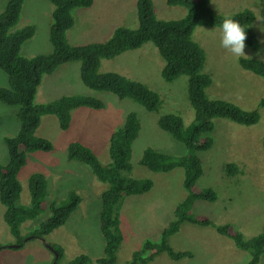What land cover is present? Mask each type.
<instances>
[{
    "label": "rangeland",
    "instance_id": "obj_1",
    "mask_svg": "<svg viewBox=\"0 0 264 264\" xmlns=\"http://www.w3.org/2000/svg\"><path fill=\"white\" fill-rule=\"evenodd\" d=\"M7 1L0 0V13ZM92 1L89 8L72 10L74 25L67 33L70 45L104 42L117 27L137 26L136 0ZM151 1L155 15L160 20H176L186 14L184 6L171 7L164 0ZM210 7L223 16L243 9L251 10L255 19L257 15L264 16V0H212ZM51 11L52 6L47 0H24L16 27L32 24L35 34L22 46L23 57L50 51L48 29ZM252 30L258 41V49L254 51L245 47L248 57L243 58L264 62V25L255 20ZM193 40L205 52L204 72L212 81L207 89L209 96L224 100L226 97L241 109H254L259 99L264 98V81L242 70L237 63L238 58L221 47L218 29L197 27ZM162 65L156 48L150 43L113 59L101 60L99 65L100 73L120 74L156 92L163 101L159 113L146 112L141 105L129 99L119 100L111 93L86 92L78 80L77 63L59 67L43 80L38 89L37 102L77 93L91 95L104 103L102 110L82 108L74 111L71 126L66 132L59 130L54 116L42 117L36 136L51 142L53 151L29 156L26 165L18 173L22 187L20 201L16 204L18 206L27 205V177L36 172L47 179L48 203L63 199L71 189L81 199L65 224L43 238L44 243L55 244V248L62 250V258L56 264H67L80 255L89 257L91 264H96L95 260L103 256L104 248L98 228V215L99 194L106 186L85 165L66 161V146L71 141H78L92 149L100 161L108 162L109 136L120 127L128 112H135L141 124L139 136L132 146L131 176L135 179H150L153 187L145 194L125 197L118 208L122 243L117 251L116 264H125L143 241L157 242L160 231L173 218L174 207L184 199L181 169L152 173L138 164L145 148L173 155H181L185 151L181 143L156 125L159 115L165 112L180 115L186 125L193 117L186 99V77L181 76L171 83H165L160 77ZM6 86L7 77L0 71V88ZM259 112L261 118L255 128L240 127L221 119L214 120V146L200 155L204 173L198 186L213 188L218 199L215 203L195 201L191 208L195 215L210 218L216 225L229 224L232 230L240 232L244 238L260 233L264 223V153L261 146V139L264 138V108L259 109ZM16 124V108L0 102V164L7 162L2 138L11 136L17 128ZM228 163L235 164L240 173L227 176L225 166ZM3 212L4 207L0 204V264H53L54 252L39 239L22 241L25 242L23 246L14 249L16 242L30 238L28 234L45 221L48 209L35 219L19 225L17 235L10 233L3 221ZM168 244L175 251L191 252L192 258L175 262L160 254L149 264H243L249 257L246 252L238 250L229 238L209 227L182 224L179 231L169 238ZM258 264H264V254Z\"/></svg>",
    "mask_w": 264,
    "mask_h": 264
},
{
    "label": "trees",
    "instance_id": "obj_2",
    "mask_svg": "<svg viewBox=\"0 0 264 264\" xmlns=\"http://www.w3.org/2000/svg\"><path fill=\"white\" fill-rule=\"evenodd\" d=\"M47 1L52 6L48 29L51 48L45 54L31 57L21 55L22 46L35 34L32 24L16 27L24 0H8L0 13V71L7 77V86L0 88V102L16 108L17 119V128L12 135L2 138L7 162L0 164V204L4 207L3 221L10 233L17 235L19 225L35 219L43 210L48 209L45 221L28 234L30 240L43 239L64 225L81 202L76 191L71 189L63 199L48 203L47 179L43 174L36 172L27 177V205H16L22 192L18 179L20 169L26 165L29 156L53 151L51 142L35 134L40 128L42 117L54 116L59 130L66 132L71 126L74 111L82 108H104L100 99L82 94L62 95L50 101L37 102L36 93L43 79L61 66L78 63V80L86 92L111 93L119 100L129 99L141 105L146 112L159 113L163 101L156 92L120 74L99 72L101 60L113 59L126 51L137 50L150 43L163 61L160 70L163 82L171 83L181 76L186 77V99L193 117L186 125L180 115L169 112L160 114L156 121L158 129L181 143L185 151L181 155H173L145 148L138 164L152 173L181 169L185 197L174 207L173 218L161 230L159 240H145L125 264H149L160 254L175 262L185 258L191 259V252L175 251L168 244L169 238L179 231L182 224L213 228L217 234L229 238L238 250L251 257L247 264H258L264 253V223L260 233L244 238L229 225H216L210 218L197 216L191 211L195 201L215 203L218 199V194L213 188L198 186L204 173L200 155L214 146V120L221 119L240 127L255 128L261 118L259 109L264 108V98L259 99L254 109L245 110L231 102V99H214L217 97H211L207 93L212 81L207 72H204L205 52L193 40V33L197 27L219 31L225 16L211 9L212 0H164L167 6L180 5L186 8V14L182 18L165 21L156 17L151 0H136L137 26L117 27L104 42L73 46L67 41V33L74 25L72 10L89 8L93 1ZM228 16H232L245 27L246 47L256 51L258 41L252 30L254 13L243 9ZM237 63L242 70L264 81L263 61L240 57ZM140 130L141 124L137 114L128 112L120 127L109 136L106 163L100 161L92 149L78 141H71L66 146V160L85 165L95 178L106 186L100 194L98 215V228L104 240L103 256L95 260L96 264H116L117 251L122 243L118 208L123 199L145 194L153 187L150 179H135L131 176L132 145ZM261 146L264 153V138L261 139ZM225 172L229 177L240 173L238 167L231 163L225 166ZM22 241L21 239L16 242L17 246L12 248L22 247L25 243ZM53 248L57 252V260H60L62 250L55 246ZM91 263L89 257L80 255L67 264Z\"/></svg>",
    "mask_w": 264,
    "mask_h": 264
},
{
    "label": "clouds",
    "instance_id": "obj_3",
    "mask_svg": "<svg viewBox=\"0 0 264 264\" xmlns=\"http://www.w3.org/2000/svg\"><path fill=\"white\" fill-rule=\"evenodd\" d=\"M259 24H262L264 25V16L262 15H257L256 16V19H255ZM219 33H220V44H221V47H223L224 49H226L228 52H230L232 55H234L235 57L237 58H240V57H248L246 56L245 54V47H246V44H245V41L247 39V35H246V31H245V27L242 26L240 24V22L236 19H234L232 16H225L221 22V25H220V28H219ZM74 46V45H73ZM78 64V63H77ZM79 65V64H78ZM79 68V67H78ZM59 69V68H58ZM57 69V70H58ZM56 70V71H57ZM55 71V72H56ZM54 72V73H55ZM53 73V74H54ZM52 75V74H51ZM46 78V77H45ZM44 78V79H45ZM43 79V80H44ZM43 82V81H42ZM41 86V85H40ZM40 88V87H39ZM38 88V89H39ZM83 89V88H82ZM38 92V90H37ZM37 94V93H36ZM77 94V93H76ZM91 94V93H90ZM63 95H70V94H63ZM62 96V95H60ZM58 96V97H60ZM56 97V98H58ZM56 98H53V99H56ZM52 99V100H53ZM37 131V130H36ZM36 134V133H35ZM133 146V145H132ZM28 161V160H27ZM67 161V160H66ZM69 162V161H68ZM100 196V194H99ZM100 201V200H99ZM123 203V202H122ZM121 203V204H122ZM100 204V203H99ZM79 206V205H78ZM99 208H100V205H99ZM161 232V231H160ZM30 239H25L23 241L27 242L29 241ZM41 240L43 243L45 241H43L44 239H39ZM144 242V241H143ZM142 242V243H143ZM141 243V244H142ZM45 246L47 247V245L50 247L53 248V246H56L55 244L54 245H51V244H48V243H44ZM141 246V245H140ZM14 247V246H11V248ZM48 248V247H47ZM51 250V249H50ZM52 251L54 252L55 250L52 249ZM56 252V251H55ZM57 253V252H56ZM264 254V253H263ZM57 258H58V255H57ZM57 258L55 259L54 257V262L56 264V261H57ZM248 260L251 259V257H248L247 258ZM243 264H247V260H245L243 262Z\"/></svg>",
    "mask_w": 264,
    "mask_h": 264
},
{
    "label": "water",
    "instance_id": "obj_4",
    "mask_svg": "<svg viewBox=\"0 0 264 264\" xmlns=\"http://www.w3.org/2000/svg\"><path fill=\"white\" fill-rule=\"evenodd\" d=\"M47 247L52 250V248L50 246L47 245ZM54 257H55V259L57 258V253L55 251H54ZM53 264H55V262Z\"/></svg>",
    "mask_w": 264,
    "mask_h": 264
},
{
    "label": "bare ground",
    "instance_id": "obj_5",
    "mask_svg": "<svg viewBox=\"0 0 264 264\" xmlns=\"http://www.w3.org/2000/svg\"><path fill=\"white\" fill-rule=\"evenodd\" d=\"M189 4H190V2H189ZM252 108H253V107H252ZM247 168H248V167H247ZM248 169H249V168H248ZM250 172H251V171H250ZM245 179H246V178H245ZM238 180H239V179H238ZM181 181H182V180H181ZM191 186H192V185H191ZM191 186H190V187H191ZM187 187H188V185H187ZM192 187H193V186H192ZM230 187H231V185H230ZM193 190H194V189H193ZM200 190H201V189H200ZM200 190H199V191H200ZM202 191H203V189L201 190V192H202ZM204 192H205V191H204ZM200 200H201V199H200ZM207 200H208V199H207ZM207 200H206V201H207ZM228 225H229V224H228Z\"/></svg>",
    "mask_w": 264,
    "mask_h": 264
}]
</instances>
